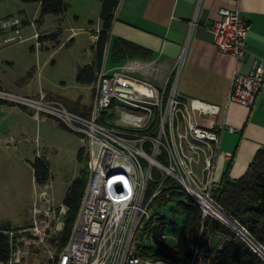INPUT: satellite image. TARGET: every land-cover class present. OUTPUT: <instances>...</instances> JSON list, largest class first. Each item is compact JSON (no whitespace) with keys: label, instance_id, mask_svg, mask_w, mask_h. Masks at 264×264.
<instances>
[{"label":"built area","instance_id":"1","mask_svg":"<svg viewBox=\"0 0 264 264\" xmlns=\"http://www.w3.org/2000/svg\"><path fill=\"white\" fill-rule=\"evenodd\" d=\"M195 20L196 15L192 26ZM21 23L16 16L0 19V48L13 40H25ZM250 28L239 9L228 8L220 9V18L211 26L218 49L237 61L248 56ZM10 30L17 35H7ZM34 36L39 39L40 34L36 32ZM183 60L180 58L176 64V78L170 88L168 84L156 87L126 70L101 69L88 115L76 113L45 94L32 96L0 90V98L31 109L36 115L56 118L80 133L88 144L89 178L73 231L64 249L47 257V264H175L150 252L164 251L160 241L174 246L179 239L163 231L156 233L160 219L165 218L157 212V206L168 202L169 189L186 192L201 207L204 218L211 216L222 221L218 213L226 212L214 198L215 160L220 153L232 160L233 152L221 149L222 135L226 129H238L197 122L196 111L215 114L219 107L186 100L178 94ZM263 84L264 64L254 58L248 72L234 73L227 103L254 105ZM200 165L201 176L197 172ZM40 185L44 188L36 196L34 213L43 218V225L35 220L33 233L44 241L50 236L47 229L58 211L46 189L48 184ZM59 214H66L64 206ZM215 235H220L221 240L212 250ZM147 237L154 239L153 245L141 244ZM226 239L218 233L201 238L187 264H213ZM15 262L20 263V258Z\"/></svg>","mask_w":264,"mask_h":264},{"label":"rangeland","instance_id":"2","mask_svg":"<svg viewBox=\"0 0 264 264\" xmlns=\"http://www.w3.org/2000/svg\"><path fill=\"white\" fill-rule=\"evenodd\" d=\"M65 1L66 12L47 14L40 24L39 2L0 0V19L19 17L22 21L20 31L25 38L23 41L13 40L0 48V82L4 91L27 94L42 89L73 95L83 87L85 99L89 101L93 88L79 83L77 74L79 68L94 57L96 40L93 34L99 33L103 27L100 16L102 0ZM37 31L45 41L39 43L34 36ZM7 35L17 33L10 30ZM121 67L108 61L106 70ZM32 112L17 103H0V227L10 222L14 229L10 234L13 237L10 259L0 264H47V257L57 253L50 242L51 236L41 241L33 233L35 220L43 225L41 216L24 222L31 215L37 189L44 188L35 181L32 164L36 157L46 158L51 166L46 189L58 213L47 229L50 235L57 234V224L64 221L65 216L59 213L69 187L82 168L89 165L88 144L80 133L54 117L44 115L46 121H39L32 117ZM82 148L85 155L80 160ZM153 212L154 208L151 209ZM157 212L166 219L165 223L158 225L157 235L163 231L170 237H177L184 219L177 202L168 201L164 206H157ZM141 244L153 245L154 239L147 237L141 240ZM18 258L20 263L15 262Z\"/></svg>","mask_w":264,"mask_h":264},{"label":"crops","instance_id":"3","mask_svg":"<svg viewBox=\"0 0 264 264\" xmlns=\"http://www.w3.org/2000/svg\"><path fill=\"white\" fill-rule=\"evenodd\" d=\"M221 8L239 9L251 25L245 60L237 61L233 55L221 52L215 44L211 26L220 18ZM195 15V24L192 26ZM93 36L97 41L98 33ZM94 57L87 64L92 63ZM182 57L184 60L177 81L178 94L186 100H198L219 107L215 114L204 115L196 111L197 122H212L215 126L238 129L237 132L228 129L223 132L221 149L232 151L234 156L232 160L223 153L217 156L215 184L221 181L228 168L232 178H240L256 153L264 147V84L256 102L250 107L238 103L228 104L227 96L236 71L248 72L254 58H259L264 64V0H121L110 31L102 69L106 72L126 70L156 87L162 88L168 84L170 88L176 78V64ZM108 61L122 67L107 71ZM97 82H79L93 88L89 101L85 99L83 87L73 95L42 89L26 95L45 94L63 102L76 113L88 115ZM43 116L32 112V117L45 122ZM202 170L203 165L197 167L200 176L203 175ZM34 203L31 215L27 214L24 222L35 217ZM63 206L67 212V207ZM64 224L65 218L57 224V233L64 228Z\"/></svg>","mask_w":264,"mask_h":264},{"label":"trees","instance_id":"4","mask_svg":"<svg viewBox=\"0 0 264 264\" xmlns=\"http://www.w3.org/2000/svg\"><path fill=\"white\" fill-rule=\"evenodd\" d=\"M23 2H39L41 5L38 22L42 24L47 14H63L67 10L65 0H22ZM121 0H102L101 20L103 27L98 33L95 45V57L92 63L81 67L77 80L81 83H93L98 80L102 69L104 56L109 41L110 31L115 19L116 10ZM44 38L40 35L39 41ZM27 75V77H29ZM0 90L2 85L0 82ZM0 103H9L0 98ZM85 149L79 152L80 160L84 159ZM35 180L38 184H46L51 178V166L48 160L37 156L33 161ZM229 169L224 173L221 181L216 185L214 192L215 201L220 207L240 225L244 226L249 234L258 243L264 246V147L255 155L248 169L240 178H232ZM89 178V165L82 168L80 174L72 182L64 198L63 204L67 207L64 228L50 237V242L61 252L67 245L73 231L82 198ZM168 201H176L184 214V219L179 232L178 242L168 246L162 242L164 251L156 252L154 256H164L175 264H187L198 241L206 239L209 233H218L227 237L221 249L216 253L213 264H264V258L242 238L230 224L208 216L203 217V211L191 197L177 189L168 190ZM160 224L166 219L161 218ZM230 225V226H229ZM14 229L11 224L0 227V262L5 263L10 259L13 250L12 236ZM163 230V229H161ZM159 238V236H158ZM250 242V241H249ZM151 249V248H150ZM146 251L145 253H150Z\"/></svg>","mask_w":264,"mask_h":264},{"label":"water","instance_id":"5","mask_svg":"<svg viewBox=\"0 0 264 264\" xmlns=\"http://www.w3.org/2000/svg\"><path fill=\"white\" fill-rule=\"evenodd\" d=\"M226 215L231 219V221L233 222V223H235L238 227H239V229H242V231H244V233H246L247 235H248V237L250 238V241L252 242V243H254L257 247H258V249H260V251L262 250L263 252H264V246L262 245V244H260V243H258L256 240H254L253 239V237L249 234V232L247 231V229L244 227V226H242V225H240L236 220H234V219H232L227 213H226ZM230 226V225H229ZM231 228H233L232 226H230ZM234 229V228H233ZM235 230V229H234ZM237 233H238V231L237 230H235ZM239 234V233H238ZM245 239V238H244ZM220 240H221V236L220 235H215L214 236V238H213V240H212V242H211V249L213 250V249H215L216 248V246L218 245V243L220 242ZM246 241H248V240H246ZM249 242V241H248ZM251 242H249L250 243V245L253 247V245L251 244ZM254 248V247H253ZM255 249V248H254ZM263 258H264V256L262 255V253H259Z\"/></svg>","mask_w":264,"mask_h":264},{"label":"bare ground","instance_id":"6","mask_svg":"<svg viewBox=\"0 0 264 264\" xmlns=\"http://www.w3.org/2000/svg\"><path fill=\"white\" fill-rule=\"evenodd\" d=\"M218 214H219V217H220L223 221L229 223L232 227H234V228L238 231V233H239L243 238H245L246 240L250 241V238L248 237V235H247L246 233H244V231H242V229H239V227H238L235 223H233V222L231 221V219H230L226 214H224L223 212H220V213H218ZM250 242H251V241H250ZM251 243H252V242H251ZM252 244L254 245L255 250H256L258 253H262V255L264 256V252H263L262 250L260 251V249H258V247H257L254 243H252Z\"/></svg>","mask_w":264,"mask_h":264}]
</instances>
